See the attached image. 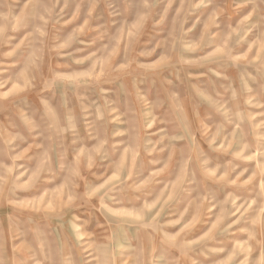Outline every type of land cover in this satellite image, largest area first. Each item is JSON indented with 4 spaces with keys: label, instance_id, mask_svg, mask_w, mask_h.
I'll return each mask as SVG.
<instances>
[{
    "label": "rangeland",
    "instance_id": "rangeland-1",
    "mask_svg": "<svg viewBox=\"0 0 264 264\" xmlns=\"http://www.w3.org/2000/svg\"><path fill=\"white\" fill-rule=\"evenodd\" d=\"M0 264H264V0H0Z\"/></svg>",
    "mask_w": 264,
    "mask_h": 264
}]
</instances>
